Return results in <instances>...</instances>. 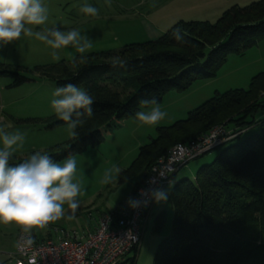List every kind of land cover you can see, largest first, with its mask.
Here are the masks:
<instances>
[{
	"label": "trees",
	"instance_id": "16d2710c",
	"mask_svg": "<svg viewBox=\"0 0 264 264\" xmlns=\"http://www.w3.org/2000/svg\"><path fill=\"white\" fill-rule=\"evenodd\" d=\"M175 28L182 29L186 43L173 38ZM262 41L264 0H259L232 7L215 23L179 21L162 37L126 45L117 52L15 71L0 63V78L11 80L7 89L43 81L55 88L72 83L94 97L93 115L76 129L78 137L48 150L54 160L62 161L102 144L105 135L123 120L135 117L142 109V99L155 98L161 104L171 91L186 92L196 81L214 78L230 55L244 56ZM115 56L126 61V68L111 66L110 59ZM12 120L17 125L43 124L46 130L66 126L55 115L45 120ZM228 120L233 138L195 158L220 151L192 180L181 177L171 189V233L159 243L153 264H264L263 73L252 78L248 90L216 93L185 120L158 128L156 138L140 149L132 166L121 174L119 184L137 173L144 179L173 147L197 141L215 127L228 129L224 126ZM254 129L255 133L248 134ZM22 161L13 159V163ZM139 187L133 188L130 197ZM163 224L161 211L154 218L155 234L161 232ZM139 247L126 264H135Z\"/></svg>",
	"mask_w": 264,
	"mask_h": 264
},
{
	"label": "rangeland",
	"instance_id": "374dc122",
	"mask_svg": "<svg viewBox=\"0 0 264 264\" xmlns=\"http://www.w3.org/2000/svg\"><path fill=\"white\" fill-rule=\"evenodd\" d=\"M257 1L259 0H87L88 4L99 10L95 17L79 11L85 0H43V3L49 8V19L45 26H60L62 30L79 28L82 34L93 39L92 49L83 54L87 56L105 51L117 52L126 45L158 39L179 21L215 23L232 7H245ZM45 26H36L35 30H41ZM51 51L49 46L34 37H23L0 46V63L15 71L61 61L70 62L73 55L81 56L70 46L59 50V59L54 58ZM260 73L264 74V41L248 50L244 56L230 55L214 78L196 81L186 92H169L160 104L167 116L159 124L143 126L135 117L123 120L118 128L105 135L102 144L75 156L76 176L86 190L85 195L79 198L81 203L75 217L70 220L61 218L45 229H34L36 238L57 240L61 237L57 233L59 231L71 237L75 234L77 238H82L92 230L99 213L112 214L130 198L142 174L137 173L122 184H119V179L138 158L140 149L156 138L158 128H167L185 120L189 112L213 98L216 93L248 90L252 78ZM10 83V79L0 78V126H6L8 130L20 129L26 134L23 148L14 154L15 162L24 160L37 151L47 153L50 148L71 140L67 126L46 130L43 124L17 125L12 120H45L54 116L50 106L55 89L52 83L43 81L7 89ZM224 124L233 135L229 120ZM255 132L256 129L248 134ZM219 152L212 151L189 162L177 179L182 177L181 179L192 180L198 169L210 164ZM113 165L121 170L116 180L107 185L100 183L105 170ZM175 183L173 181L165 189L167 200L155 202L148 220L144 221L135 264H153L159 243L171 233L173 210L168 194ZM92 208H96V211H90ZM161 211L164 212L163 228L159 234H155L154 218ZM19 233L17 225L0 224V264L8 261L9 255L15 252ZM133 257L134 255L130 259Z\"/></svg>",
	"mask_w": 264,
	"mask_h": 264
},
{
	"label": "clouds",
	"instance_id": "9594fccd",
	"mask_svg": "<svg viewBox=\"0 0 264 264\" xmlns=\"http://www.w3.org/2000/svg\"><path fill=\"white\" fill-rule=\"evenodd\" d=\"M79 11L93 17L99 14L87 0ZM48 19L49 8L43 0H0V46L23 37H34L49 46L56 59L60 58L59 50L69 46L81 54V59L92 49L93 39L82 34L79 28L47 27ZM36 26L45 27L35 30ZM184 35L180 28L172 32L179 43L187 42ZM72 59L75 62L76 56ZM110 63L113 68L127 66L119 56L112 57ZM93 103L94 97L85 88L67 83L54 89L50 106L56 118L65 122L69 135L77 138L76 129L83 127L93 115ZM140 105L143 110L135 113V120L140 125L155 126L167 116L155 98L142 99ZM25 138L26 134L20 129L8 130L6 126H0V224L19 227L21 234L15 245L18 250L35 245L34 229H45L61 218L73 219L80 207L79 198L86 191L76 176L75 155L56 161L49 154L37 151L22 162L13 163L14 154L23 148ZM120 171L116 165L106 169L100 183L114 182ZM140 195L157 203L167 200V192L160 188L142 189ZM147 202V199L143 201ZM127 203L136 208L141 201L129 198Z\"/></svg>",
	"mask_w": 264,
	"mask_h": 264
},
{
	"label": "built area",
	"instance_id": "2783aa9c",
	"mask_svg": "<svg viewBox=\"0 0 264 264\" xmlns=\"http://www.w3.org/2000/svg\"><path fill=\"white\" fill-rule=\"evenodd\" d=\"M232 138L231 132L221 126L197 141L176 145L147 172L130 197L141 201L138 207L132 208L128 199L115 213L101 215L95 230L82 238L75 234L68 236L63 231L57 232L61 234L57 240L36 238L35 245L27 250L15 248L6 264H126L140 246L143 223L154 202L150 197L141 196V190L164 189L187 163ZM146 199L147 204L143 203Z\"/></svg>",
	"mask_w": 264,
	"mask_h": 264
},
{
	"label": "crops",
	"instance_id": "0c3cea01",
	"mask_svg": "<svg viewBox=\"0 0 264 264\" xmlns=\"http://www.w3.org/2000/svg\"><path fill=\"white\" fill-rule=\"evenodd\" d=\"M186 168V167H185ZM184 168V169H185ZM183 170V169H182ZM182 170L176 175V176H174L172 179H171V182L163 189V190H165V189H167V188H169L171 185H172V183H173V181H177L178 179H177V176L182 172ZM142 181H143V175H142V177H141V179H140V181H138V183L135 185V186H139V185H141V183H142ZM133 191V190H132ZM131 194H132V192H131ZM169 194H170V192H169ZM168 194V195H169ZM131 196V195H130ZM155 203V201L152 203V205ZM152 205H151V208H152ZM151 208L149 209V212L147 213V216H146V221L148 220V218H149V213H150V210H151ZM90 211H96V208H92ZM116 212V211H115ZM114 212V213H115ZM88 213H91V212H88ZM103 214H105V213H99L98 214V219L100 218V216L101 215H103ZM98 219H97V221H96V223H95V225H94V227L92 228V230H90L89 232H92V231H94L95 230V228H96V225H97V222H98ZM15 248H16V246H15ZM7 263V260L3 263V264H6Z\"/></svg>",
	"mask_w": 264,
	"mask_h": 264
}]
</instances>
